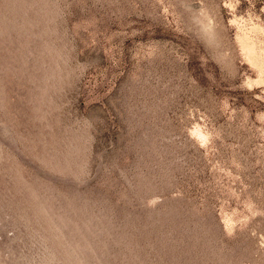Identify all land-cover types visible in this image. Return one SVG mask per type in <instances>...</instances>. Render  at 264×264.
<instances>
[{
	"label": "rangeland",
	"instance_id": "rangeland-1",
	"mask_svg": "<svg viewBox=\"0 0 264 264\" xmlns=\"http://www.w3.org/2000/svg\"><path fill=\"white\" fill-rule=\"evenodd\" d=\"M0 264H264V0H0Z\"/></svg>",
	"mask_w": 264,
	"mask_h": 264
}]
</instances>
